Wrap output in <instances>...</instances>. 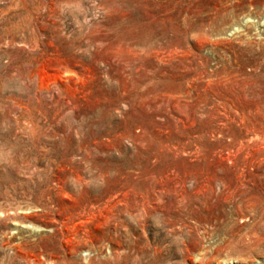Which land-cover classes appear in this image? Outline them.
I'll list each match as a JSON object with an SVG mask.
<instances>
[{"label":"rangeland","instance_id":"obj_1","mask_svg":"<svg viewBox=\"0 0 264 264\" xmlns=\"http://www.w3.org/2000/svg\"><path fill=\"white\" fill-rule=\"evenodd\" d=\"M0 264H264V0H0Z\"/></svg>","mask_w":264,"mask_h":264},{"label":"bare ground","instance_id":"obj_2","mask_svg":"<svg viewBox=\"0 0 264 264\" xmlns=\"http://www.w3.org/2000/svg\"><path fill=\"white\" fill-rule=\"evenodd\" d=\"M253 7H254V5H253Z\"/></svg>","mask_w":264,"mask_h":264}]
</instances>
